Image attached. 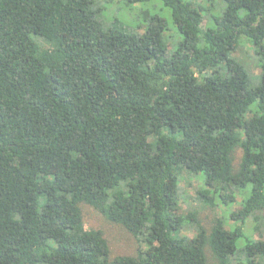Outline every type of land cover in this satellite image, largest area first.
I'll return each mask as SVG.
<instances>
[{"label":"trees","instance_id":"trees-1","mask_svg":"<svg viewBox=\"0 0 264 264\" xmlns=\"http://www.w3.org/2000/svg\"><path fill=\"white\" fill-rule=\"evenodd\" d=\"M110 1L0 0V264H264V0H161L171 50L167 18L128 31ZM183 169L202 210L240 208L180 213ZM82 204L137 253L112 256Z\"/></svg>","mask_w":264,"mask_h":264},{"label":"rangeland","instance_id":"rangeland-1","mask_svg":"<svg viewBox=\"0 0 264 264\" xmlns=\"http://www.w3.org/2000/svg\"><path fill=\"white\" fill-rule=\"evenodd\" d=\"M206 5L215 4L212 10H218L220 8L221 0H201ZM100 12V18L106 23H117L119 26L127 29L128 31L140 32L142 28L140 26L142 11L150 9L151 11L160 14L167 18L170 22V28L166 33V40L168 48L171 50L174 48L178 41L181 39V34L172 23L171 11L165 7L161 0H147L145 2L127 3L125 0H111L110 2L103 3ZM203 25L207 23V16L204 18ZM241 45L236 49L232 57L241 61L250 71L251 75L259 74L261 69L259 68L255 56L254 49L245 38L241 40ZM242 154V150L237 148L235 150L236 164ZM203 175L200 173L193 174L186 169H183L181 174V198H180V213H185L189 209L201 208V216L204 217L206 226H208V220L215 214H224L228 217L227 211L231 209L235 210L240 208V200L234 203L232 206H225L220 204L218 209H206L202 210L201 205L196 199V189L202 185ZM83 216L85 226L88 229H102L105 236L107 237L111 255L117 254H136L139 248V242L131 233L124 229L120 224L108 221L103 214L97 211L95 208L88 204H82ZM230 225H233V221H229ZM253 221L249 219L246 226L245 232H252ZM256 233V232H255ZM182 235L193 237L194 231L189 229L182 230ZM258 238V234L254 235Z\"/></svg>","mask_w":264,"mask_h":264}]
</instances>
